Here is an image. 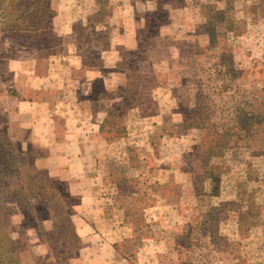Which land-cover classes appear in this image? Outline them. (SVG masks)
<instances>
[{"label": "rangeland", "instance_id": "374dc122", "mask_svg": "<svg viewBox=\"0 0 264 264\" xmlns=\"http://www.w3.org/2000/svg\"><path fill=\"white\" fill-rule=\"evenodd\" d=\"M51 4L62 16L79 10L77 63L98 75L89 83L75 70L72 93L62 94L77 106L69 126L85 134L77 190L47 175V150L19 142L27 163L13 188L49 180L24 208L8 201L22 263L80 264L83 245L102 244L108 264H264V0ZM61 49L20 43L0 25V152H16L4 145L14 126L3 106L22 95L15 71L33 61L44 70ZM129 83L138 101L102 129L114 100L97 95ZM80 191L93 196L94 213Z\"/></svg>", "mask_w": 264, "mask_h": 264}, {"label": "crops", "instance_id": "0c3cea01", "mask_svg": "<svg viewBox=\"0 0 264 264\" xmlns=\"http://www.w3.org/2000/svg\"><path fill=\"white\" fill-rule=\"evenodd\" d=\"M77 11L79 12L71 8L69 14L64 16L58 12L55 14L52 25L63 37L59 44L62 49L44 58L46 62L44 70L36 67L35 61L28 68L20 64V71H15L16 78H14L22 88V95L6 96L3 102L6 114L4 124L6 127L14 126L9 127V138L47 150L48 154L45 152L43 161L46 162L45 169L49 177L63 181L71 190H77L79 187L76 179L81 177L79 173L84 170L86 150L81 140L83 129H73L69 126L70 117H75L77 106L76 103L72 105L62 97L63 89L67 87L66 89L72 93L69 87L73 81H76L75 70L77 69L84 71L85 76L87 75L85 80L89 83L98 75L97 71L82 69L77 63L79 58L85 57L75 33V23L79 21L76 17ZM83 24L88 25L87 21ZM100 50L102 53L106 52L104 48ZM82 116L84 114H81ZM87 116L89 120H93L90 113H87ZM101 118L102 116L99 122ZM80 193H83L82 204L87 208L91 207L87 212L94 213L91 205L94 202L93 196L86 195V192L80 191ZM88 232L90 229L86 231ZM88 247L83 245L80 254L73 261L80 264L109 263V259L106 260L101 253L98 254L101 252L102 244H97L99 250L94 248L95 252L91 246ZM103 247L106 246L103 245ZM84 250H88L87 255L83 252ZM110 252L115 257V249ZM70 263L72 264V260Z\"/></svg>", "mask_w": 264, "mask_h": 264}, {"label": "trees", "instance_id": "16d2710c", "mask_svg": "<svg viewBox=\"0 0 264 264\" xmlns=\"http://www.w3.org/2000/svg\"><path fill=\"white\" fill-rule=\"evenodd\" d=\"M51 1L0 0V25L4 33L23 44L28 43L30 39H34L41 46L60 44L61 40L60 38L56 40L53 30L52 19L56 12L51 6ZM95 83L102 86L100 79H97ZM102 91L103 94H98L97 98L101 99L105 98V95H109L114 100L111 110L101 126L104 129L105 124H111L112 117L119 119L124 116L127 108L133 107L138 98L135 89L130 88V83L127 86H120L117 92L111 95L104 90ZM118 95L125 98L126 105H122L120 101L116 100L115 96ZM19 142L10 139L4 143L5 147H13L16 152L11 149L7 151L3 148L0 152V195H2L0 196V264H24L20 260V240L11 235L12 228L6 221V217L10 213V208L7 206L8 201L13 199L18 206L24 208L26 202L28 203L31 198L30 191H33L36 196L42 197L45 190L43 187L49 186V180L46 179L40 188L36 186L32 187L31 190L28 186L13 188L14 177L20 175V169L27 163V159L23 158L26 151L20 148L21 144ZM33 168L34 166L28 176L35 178L37 175L32 174L36 172V169ZM46 197L49 199L48 194H46ZM27 208L30 211V207L27 206ZM66 220L71 224L69 216Z\"/></svg>", "mask_w": 264, "mask_h": 264}]
</instances>
